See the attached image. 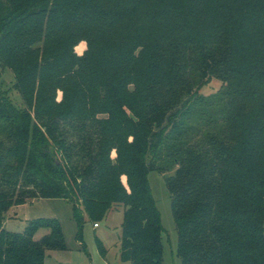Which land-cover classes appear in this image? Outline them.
I'll return each mask as SVG.
<instances>
[{"label":"trees","instance_id":"obj_1","mask_svg":"<svg viewBox=\"0 0 264 264\" xmlns=\"http://www.w3.org/2000/svg\"><path fill=\"white\" fill-rule=\"evenodd\" d=\"M0 63L24 100L0 88V264L67 249L56 220L3 228L13 206L37 199L73 202L80 238L85 215L96 225L124 205L121 261L164 264L148 176L173 168L180 264H264V0H0ZM194 66L201 83L227 82L225 106L196 111ZM98 115L109 125L80 147L82 167L60 125Z\"/></svg>","mask_w":264,"mask_h":264},{"label":"rangeland","instance_id":"obj_2","mask_svg":"<svg viewBox=\"0 0 264 264\" xmlns=\"http://www.w3.org/2000/svg\"><path fill=\"white\" fill-rule=\"evenodd\" d=\"M221 49L220 45L215 46ZM89 50L86 40H81L74 48V53L78 57H83ZM0 63V88L6 96L17 107H24V100L20 93L15 89L16 75L11 68H3ZM185 81L189 87L193 88L200 98L195 105L196 111L201 115L202 109H208L206 102L213 101L225 106V91L227 82L215 75L207 79L204 83L200 82L195 66L190 68L185 76ZM105 88H99L98 96L105 95ZM186 91V88L179 90V95ZM65 91L62 88L57 90L56 102L63 104ZM103 100V99H102ZM85 115H87L85 113ZM109 116H104L103 121L98 115L97 120L90 117H84L79 120L67 119L60 125L63 139L66 141L69 153L74 156L75 163L85 167L88 160L85 154L80 151V147L92 139L97 142V134L107 123ZM116 150L112 157L117 156ZM176 168L171 169L165 175L158 172H150L148 179L151 188V195L156 202L160 213L162 228V242L164 246V264H180L177 257L178 232L175 219L172 213V202L170 193L166 187V177L174 176ZM124 185L128 187L127 176L122 177ZM124 205H115L107 217L98 222L99 227H95L94 222L90 221L85 215V222L79 237L80 228L74 218V204L67 199H37L30 200L26 204L13 206L10 211L4 215L3 228L7 232L22 234L28 224L34 221L56 220L62 225L67 249L64 251H48L45 264H129L123 263L120 259L122 224L124 219ZM49 234V230L41 229L35 235V240H40ZM100 245L105 249V255L102 254Z\"/></svg>","mask_w":264,"mask_h":264},{"label":"built area","instance_id":"obj_3","mask_svg":"<svg viewBox=\"0 0 264 264\" xmlns=\"http://www.w3.org/2000/svg\"><path fill=\"white\" fill-rule=\"evenodd\" d=\"M94 226H95L96 228H97V227H99V225H98V224H96V225H94Z\"/></svg>","mask_w":264,"mask_h":264}]
</instances>
